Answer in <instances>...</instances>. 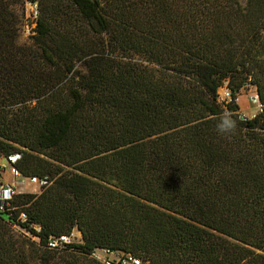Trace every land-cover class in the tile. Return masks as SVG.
Instances as JSON below:
<instances>
[{"label": "trees", "instance_id": "trees-1", "mask_svg": "<svg viewBox=\"0 0 264 264\" xmlns=\"http://www.w3.org/2000/svg\"><path fill=\"white\" fill-rule=\"evenodd\" d=\"M3 162L0 264H264V0H0Z\"/></svg>", "mask_w": 264, "mask_h": 264}, {"label": "rangeland", "instance_id": "rangeland-1", "mask_svg": "<svg viewBox=\"0 0 264 264\" xmlns=\"http://www.w3.org/2000/svg\"><path fill=\"white\" fill-rule=\"evenodd\" d=\"M35 5L31 4L27 5V14L28 18H31V14L35 11ZM34 15V14H33ZM29 37V33L25 31L23 38L27 39ZM223 94V90L220 91V95ZM237 104L240 110L241 115L246 119H251L255 115H257L260 111V104L256 92V88L253 86H248L237 96ZM5 168L3 170L1 181L2 183H7L10 185H14L15 191L18 194H39L41 190V185H33L31 181L24 177L15 178L11 174V167L8 163L3 162ZM24 233V232H22ZM71 239L73 243L81 242V234L75 230L71 235ZM95 257L99 260L104 261L108 257L110 259H114V256H108L104 254L103 251L98 250L95 253Z\"/></svg>", "mask_w": 264, "mask_h": 264}, {"label": "built area", "instance_id": "built-area-1", "mask_svg": "<svg viewBox=\"0 0 264 264\" xmlns=\"http://www.w3.org/2000/svg\"><path fill=\"white\" fill-rule=\"evenodd\" d=\"M37 7H35V11H34V17L37 16ZM221 98L222 100H230L231 96H230V92L228 90H223V94H221ZM260 110H261V106H260ZM13 161H15L16 159L13 158ZM11 167V166H10ZM11 174L15 177V178H19L22 177L20 172L18 170H16L15 168L11 167ZM31 181V184L33 185H41V183L38 181L37 178H31L29 179ZM16 191H15V187L13 185H3V187L0 189V211L4 209V207L13 199V197L16 195ZM23 218H25V216H22ZM72 242L71 237H67V236H63L59 239V241H51L49 246L52 249H56L59 247V245H66ZM104 254L108 255V256H114V259H110L109 257L107 259H105L104 261H102L104 264H141L140 261L134 259L131 256H118V255H114L112 254L110 251L108 250H104L103 251Z\"/></svg>", "mask_w": 264, "mask_h": 264}, {"label": "clouds", "instance_id": "clouds-1", "mask_svg": "<svg viewBox=\"0 0 264 264\" xmlns=\"http://www.w3.org/2000/svg\"><path fill=\"white\" fill-rule=\"evenodd\" d=\"M235 127L234 123L230 120H222V122L217 126L218 131L221 133L230 132Z\"/></svg>", "mask_w": 264, "mask_h": 264}, {"label": "crops", "instance_id": "crops-1", "mask_svg": "<svg viewBox=\"0 0 264 264\" xmlns=\"http://www.w3.org/2000/svg\"><path fill=\"white\" fill-rule=\"evenodd\" d=\"M3 167L5 168V165H3ZM3 185H8V184H7V183H5V184L3 183ZM13 186H14V185H13Z\"/></svg>", "mask_w": 264, "mask_h": 264}, {"label": "water", "instance_id": "water-1", "mask_svg": "<svg viewBox=\"0 0 264 264\" xmlns=\"http://www.w3.org/2000/svg\"><path fill=\"white\" fill-rule=\"evenodd\" d=\"M18 157H15V159H17Z\"/></svg>", "mask_w": 264, "mask_h": 264}]
</instances>
